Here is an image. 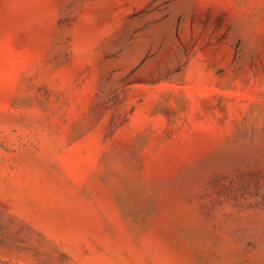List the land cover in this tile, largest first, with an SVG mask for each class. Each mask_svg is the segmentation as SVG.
<instances>
[{"label":"rangeland","instance_id":"obj_1","mask_svg":"<svg viewBox=\"0 0 264 264\" xmlns=\"http://www.w3.org/2000/svg\"><path fill=\"white\" fill-rule=\"evenodd\" d=\"M0 264H264V0H0Z\"/></svg>","mask_w":264,"mask_h":264}]
</instances>
